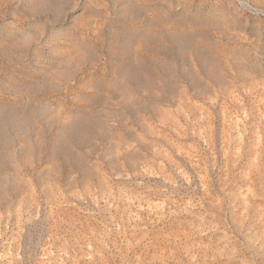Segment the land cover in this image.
<instances>
[{"label": "rangeland", "instance_id": "obj_1", "mask_svg": "<svg viewBox=\"0 0 264 264\" xmlns=\"http://www.w3.org/2000/svg\"><path fill=\"white\" fill-rule=\"evenodd\" d=\"M0 264H264V0H0Z\"/></svg>", "mask_w": 264, "mask_h": 264}, {"label": "bare ground", "instance_id": "obj_2", "mask_svg": "<svg viewBox=\"0 0 264 264\" xmlns=\"http://www.w3.org/2000/svg\"><path fill=\"white\" fill-rule=\"evenodd\" d=\"M190 26H191V25H190ZM190 26H189V27H190Z\"/></svg>", "mask_w": 264, "mask_h": 264}]
</instances>
